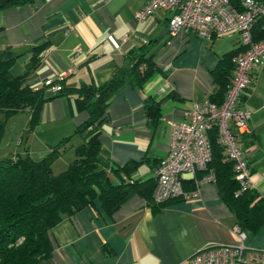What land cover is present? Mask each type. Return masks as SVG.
<instances>
[{
    "label": "crops",
    "instance_id": "0c3cea01",
    "mask_svg": "<svg viewBox=\"0 0 264 264\" xmlns=\"http://www.w3.org/2000/svg\"><path fill=\"white\" fill-rule=\"evenodd\" d=\"M143 4L144 0H35L0 10V47L8 48L14 57L13 76L26 72L33 49L42 42L48 45L40 53L38 65L27 72V85L41 89L45 79L75 69L64 80V93L45 90L47 100L34 129L27 130L28 110L7 120L10 134L4 128L3 135L9 134L12 146L0 157L26 152L40 160L51 146L69 136L52 163L54 174L65 170L83 142L75 129L88 118L78 106L77 89L106 83L126 63L128 51L145 45L155 70L141 88L127 83L113 95L98 137V160L107 171L136 161L139 164L131 177L142 183L153 181L158 162L167 154L168 122L215 92L211 72L225 54L242 47L235 31L211 39L199 38L187 29L170 35V13L164 10L137 21L134 12ZM262 21L254 23L255 34L264 28ZM124 35L128 39L121 42ZM164 83L171 88L161 94L158 91ZM148 100L158 103L157 116L147 112ZM240 105L250 111L246 133L252 136V145L246 153L253 186L264 197V65L253 68ZM109 176L116 182L123 178L111 172ZM94 208L96 212L85 208L64 216L50 229L52 255L39 264H189L190 257L203 247L237 240L232 232L235 216L220 198L215 182L200 185L196 197L158 209L140 193L133 194L111 216Z\"/></svg>",
    "mask_w": 264,
    "mask_h": 264
},
{
    "label": "trees",
    "instance_id": "16d2710c",
    "mask_svg": "<svg viewBox=\"0 0 264 264\" xmlns=\"http://www.w3.org/2000/svg\"><path fill=\"white\" fill-rule=\"evenodd\" d=\"M34 1L0 0V10ZM260 19H264V16ZM261 25H264V21ZM259 33H264V28L255 34L252 27L254 41L264 39L259 38ZM47 45V42H42L33 49L26 72L19 76L10 73L14 57L8 48L0 47V140L7 120L18 111L30 112L28 131L38 124L41 106L47 100L45 90L48 87L32 89L25 83V77L38 65L39 55ZM241 47L240 51L245 48ZM239 52L225 54L211 72L216 90L209 99L217 105L225 98L235 67L234 57ZM125 58L126 63L115 69L106 83L83 85L77 89L78 106L88 113V118L75 129L74 133L80 135L83 142L75 148V158L65 170L54 174L52 163L58 156V149L65 145L69 136L51 146V150L40 160L32 159L26 152L23 155L17 153L0 157V264H39L49 259L53 251L50 229L64 216H72L81 209L89 208L96 212L94 207H97L105 215L111 216L135 193L146 197L155 209L185 199L176 197L161 204L156 203L153 200L155 176L153 181L143 183L131 177L139 164L136 161L112 167L110 171L99 163L98 137L113 95L127 83L141 88L155 70L152 56L145 45L128 51ZM63 83L62 89L55 95L64 93ZM149 102L145 104L147 112L157 116L158 103ZM208 139L212 150L208 168L214 172L213 182L216 183L220 198L234 214L235 225L245 232H257L264 227V197L254 188L235 194L239 184L235 179L232 161L218 142L216 127L209 130ZM237 140L244 152L252 145V136L248 133L237 134ZM109 172L123 175V178L119 182L113 181ZM182 183L186 190L196 188L194 179H183ZM145 187L147 190L143 192ZM103 249L109 253L107 248Z\"/></svg>",
    "mask_w": 264,
    "mask_h": 264
},
{
    "label": "built area",
    "instance_id": "2783aa9c",
    "mask_svg": "<svg viewBox=\"0 0 264 264\" xmlns=\"http://www.w3.org/2000/svg\"><path fill=\"white\" fill-rule=\"evenodd\" d=\"M157 10L170 13L167 20L170 35L187 29L199 38L211 39L235 31L245 48L234 57L235 67L221 104L217 105L207 97L193 102L182 117L168 122V150L154 173L153 200L161 204L176 197H196L200 185L214 181V172L208 168L212 157L208 132L213 127L217 128L218 142L223 146L224 154L233 164L239 184L235 194L247 188L256 189L252 183L248 155L242 150L237 134L248 131L250 118V111L240 105L241 96L251 82L253 68L264 65V39L254 41L252 37L254 23L264 16V1L144 0V4L134 12V18L143 21ZM127 39L128 35H124L120 40L125 42ZM74 71L70 67L55 78H47L43 86L56 93ZM170 88V84L164 83L158 92L166 93ZM186 177L194 179L195 189H184L182 180ZM232 232L236 243L203 247L190 257L189 264H264V250L246 245L247 232L237 225H233Z\"/></svg>",
    "mask_w": 264,
    "mask_h": 264
},
{
    "label": "rangeland",
    "instance_id": "374dc122",
    "mask_svg": "<svg viewBox=\"0 0 264 264\" xmlns=\"http://www.w3.org/2000/svg\"><path fill=\"white\" fill-rule=\"evenodd\" d=\"M8 123L9 122H6V124H5V132H6V130H8L7 133L10 134V131H9L10 127H9ZM16 124L20 125V122L16 123ZM9 134H7V136L3 135L4 137H2V139L0 140V154H4L5 152H7V150H10L9 146L11 144L7 140V137ZM24 137H25V135H24ZM245 243H246V245H248L251 248H257V249L264 250V227L260 228L255 233L247 232V239H246Z\"/></svg>",
    "mask_w": 264,
    "mask_h": 264
}]
</instances>
